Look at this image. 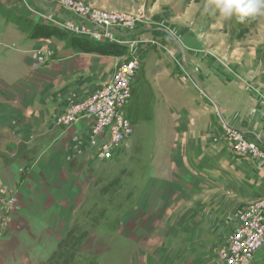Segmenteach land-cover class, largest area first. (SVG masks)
I'll use <instances>...</instances> for the list:
<instances>
[{
    "label": "crops",
    "instance_id": "1",
    "mask_svg": "<svg viewBox=\"0 0 264 264\" xmlns=\"http://www.w3.org/2000/svg\"><path fill=\"white\" fill-rule=\"evenodd\" d=\"M53 1L43 0V3ZM10 8L13 13L9 18L0 12L6 18L0 19V134L7 135V142L0 150L9 154L8 160L0 157V183L6 182L9 187H17L19 192L16 207L6 223V232L0 234V262L36 264L40 259L47 260L48 250L53 249L58 238L62 237L69 225L65 221V215L70 213L69 207L74 206L75 209L79 204L74 198L85 197L91 186L86 167L89 169L92 166L93 170L96 165L95 158H90L85 148L93 129V119L82 117L70 126L52 123L46 128L45 123L41 122L57 114L62 100H66L65 95L57 99L49 96L54 87L65 79L72 78L73 73L93 66L110 65L116 57L76 53L66 47V43L50 39L49 34H43L44 31L36 33L33 30L36 23L40 25L43 21L48 22V16L40 17L35 14V17H30L25 13V5L18 0H13ZM172 13L174 15L171 17L175 18L182 11L171 10ZM151 21L160 28L167 25L160 17L153 16ZM26 23L31 28L29 31H24ZM172 27L175 29V35H172L175 40L169 48L174 55L156 56V52L147 53L144 70L137 76V81L143 82L141 93L145 97V103H150L151 106L152 101L155 103L153 113L148 117L157 119L161 139L163 135H167L166 144L168 149L173 150L168 155L167 163L163 157L160 161L156 152H153L152 160L147 162L139 158L138 154L135 157L136 170L141 172L140 178L152 175V180L139 191L135 203L137 210L143 208L142 212L151 213L148 217L150 222H154L158 214H161L159 209L167 206L165 199L172 194L175 196V189H193L196 193H207L211 185H214L217 192L233 193L234 197H264V169H255L254 160L249 157L236 156L221 127L225 118L231 125L242 129L249 140L264 148V105L255 106L254 111L250 109L252 111L249 116L239 114L238 103L245 101L241 97L243 94L239 88L243 86L239 80L235 83L231 74L224 78L225 67L218 58L200 47V43L196 42L198 40L187 35L183 28L175 25ZM169 33L172 34L170 30ZM188 39L196 40L195 44H191ZM47 48L51 49V55L43 53V49ZM180 48L184 49V61ZM192 54L200 61L190 57ZM157 59L158 61H154ZM255 60H259L257 56L253 62ZM233 70L238 75L239 70L234 67ZM260 79L258 82L264 85V74ZM225 84L236 85L238 93L230 95L216 88ZM85 85L89 87L87 83L83 84ZM138 90V84L133 85L132 98L127 107V115L133 120V124L142 117H147L141 112L142 109H132ZM24 119L28 127L38 124L37 128L42 130L37 134L39 136L33 139V134L25 131L26 125L25 130L21 128ZM20 129L29 135L23 136ZM127 141L129 145L120 146L118 151L123 148L128 152L131 149L132 143L129 139ZM135 151H138L137 144ZM123 161L124 159L121 162ZM21 167L26 168L24 173H21ZM166 168L167 177L156 175ZM170 183L172 190L168 187ZM166 185L167 188L164 189L163 186ZM164 190L169 192L165 196ZM68 199H72L70 206ZM240 205L237 207L240 208ZM149 206L151 209H147ZM124 220L126 217L120 221L122 229ZM54 229L59 232L56 233ZM87 241L86 244L93 246V250H97L99 255L110 249V244L105 239L88 237ZM126 243L124 239L120 245ZM222 244L223 238L215 240L214 255L219 260H208L205 264H223L219 257L224 248ZM122 254L119 255L122 257ZM100 258L106 262L112 261V256L110 259ZM151 259L154 263L160 261L156 254L151 255ZM166 264L178 262L170 260ZM250 264H264V247L256 253Z\"/></svg>",
    "mask_w": 264,
    "mask_h": 264
},
{
    "label": "rangeland",
    "instance_id": "2",
    "mask_svg": "<svg viewBox=\"0 0 264 264\" xmlns=\"http://www.w3.org/2000/svg\"><path fill=\"white\" fill-rule=\"evenodd\" d=\"M18 1L25 5L27 10L25 13L32 18L36 14L40 17L57 15L60 20H67L69 17L79 20L80 17L68 8V3L71 2L75 7H84L88 10V15L82 17L84 20L105 14L115 17L119 22L122 21L121 25H114L108 29L114 35L113 41L72 34L62 30L58 25H55L59 27L55 33L48 31L50 39L66 43V47L79 54L89 52H81L75 47V43L72 48L69 45L70 36L114 43L125 46L126 50L122 55H110L116 57L110 65L81 69L73 73L72 78L69 77L54 87L53 93L49 97L57 99L65 95L66 100H62L64 103L62 102L60 105L57 114L41 124L45 123L46 128H49L52 123L61 126V119L72 107L107 88L117 76L121 65L130 60L138 61V68L132 76V81L133 85L138 84L140 89L133 99L132 109H142L141 112L147 116L134 123L135 131L129 137V141L132 143L131 149L128 152L123 148L118 151L120 146L129 145V142L125 141L113 149L110 158L106 157L108 153L106 156L102 155L104 153L100 146L92 145L95 134L91 129L85 148L88 156L95 158L96 165L93 166V170L92 166L89 169L86 167L91 179L89 191L83 198H74L75 202H79L75 209L74 206H70L72 199L67 200L70 213L65 215V221L69 225L63 231L62 237L58 238L57 245L48 250L47 260L40 259L36 264H166L170 260H174L178 264H205L208 260H219L214 255L215 240L223 238L222 245L225 247L228 238L238 226L241 212L258 201L259 197L257 199L245 198L240 195L234 197L233 193L231 195L229 192H217L215 186L211 185V189H208L207 193L206 191L196 193L197 191L193 189H175V196L171 193L172 195L165 199L167 206L158 210L161 214H158L154 222H150L148 218L151 213L142 212L143 208L137 210L135 203L140 194L139 191L149 180H152V175H143L140 178L141 172L136 170L134 162L136 154L147 162L152 160V154L156 152L161 158L159 160L162 161L163 157L167 163L169 153L173 152L171 148L168 149L166 144L167 135H163L161 139L156 123L157 119L148 117L153 113L155 103L152 101V106L150 103H145V97L141 93L143 82L137 81V76L144 70L143 64L146 61L147 53L156 52L158 53L156 56L174 55L169 48V45H172L175 40L172 36L175 29L172 26H179L185 30L187 35L194 36L198 40L188 39L191 44H195L194 41L200 43V47L207 49L209 54L214 55L224 64V78L231 74L235 78V83L236 80H239L243 86L239 88L243 94L240 96L245 101L237 102L238 113L249 116L255 106L264 105V85L258 82L264 74V14L249 17L241 23L235 17L226 19L221 16L218 10H214L211 0H54L49 4L43 3V0ZM11 4H13V0H0V12L8 18L13 13L10 8ZM170 8L174 12L182 11V14L175 18L171 17L174 14H171ZM1 13L0 19H6ZM25 13L22 15L28 17ZM153 16L162 18L167 22V25L160 28L154 21H151ZM42 20L44 19L42 18ZM28 21L33 23L32 20L28 19ZM45 23L49 26L54 25L51 21H43V24L40 25L36 23L33 30L36 33L43 32ZM25 25L23 26L24 31H29L31 28L27 23ZM91 27L94 29L93 25ZM61 32L65 35L61 36ZM43 34L46 33L43 32ZM179 52L183 55L182 60L184 61V49L180 48ZM38 53L42 54V52ZM43 53L52 54L51 49L48 48L43 49ZM191 56L197 61L199 60L195 54ZM256 56L259 60L253 62ZM149 58L150 55L148 60ZM154 61H158V59ZM233 67L239 70L238 75ZM84 83H87L89 87L83 86ZM216 88L218 90L220 88L224 93L230 95L238 93L237 86L232 84ZM257 91L259 92L257 93ZM255 93H257L256 96ZM226 94L224 96H227ZM250 109L252 110L249 111ZM1 113L2 109L0 108ZM130 117L133 119L131 114ZM223 121L227 120L224 118ZM23 123L21 122V128L23 127L25 130V119ZM37 126L28 127L26 125L25 131L32 133L33 139L39 136L37 134L42 131ZM221 127L224 137L233 148L230 134L224 128L223 122ZM21 134L26 137L29 135L23 133L22 130ZM249 141L254 142L253 140ZM6 142L7 135L0 134V147ZM162 142L165 144L162 145ZM135 144L138 146L137 153ZM233 152L236 156L253 159L255 169H261L258 161L252 156ZM0 157L8 160L9 154L2 152ZM20 171L24 173L26 168L21 167ZM156 175L161 178L167 177V168L157 172ZM156 179L159 178L156 177ZM171 186L170 183L168 186L170 190H172ZM163 188H167V185ZM18 192L17 187H9L6 182L0 183V220L6 217V223L9 221L11 212L17 204ZM168 193L164 190L163 195ZM9 199L11 200L9 201ZM239 204H241L240 208L237 207ZM3 207L8 210V213ZM147 209H151V206ZM123 217H126V220L122 222V224L124 223L122 229L120 221L123 220ZM4 226L3 230H0V234H5V223ZM54 231L59 232L55 229ZM88 237L105 239L110 244V249L99 255L97 250H93V246H89V243L86 244ZM124 239L127 243L121 246V240ZM136 240L138 241L136 242ZM212 240L214 242H211ZM90 248L92 249L89 250ZM120 253H123L122 257L119 255ZM153 254L160 257L158 263L152 261L151 255ZM111 256L112 261L107 262L100 258L108 257L110 259ZM146 261L148 263H145ZM0 264L2 263L0 262Z\"/></svg>",
    "mask_w": 264,
    "mask_h": 264
},
{
    "label": "built area",
    "instance_id": "3",
    "mask_svg": "<svg viewBox=\"0 0 264 264\" xmlns=\"http://www.w3.org/2000/svg\"><path fill=\"white\" fill-rule=\"evenodd\" d=\"M68 8L71 12H75L80 19L75 20L69 17L67 20H60L56 15H53L48 16V21L72 34L110 41L114 40V35L108 29L114 25L122 24V21L119 22L115 17H109L105 14L84 20L82 17L88 15L87 9L75 7L71 2L68 3ZM91 25L94 26V29ZM137 68V60H130L121 65L117 76L107 88L72 107L60 123L64 126H70L82 117H90L93 119V132L95 134L92 145L100 146L104 153L103 156L108 153L106 157H112L113 149L127 141L135 130L134 124L127 115V107L133 94L132 76ZM262 115L264 116V106ZM223 124L230 134L233 151L252 156L264 169V148L257 142L249 141L246 133L240 128L227 121H223ZM100 139L103 141L100 142ZM3 208L8 213V210ZM4 223L6 225V217L0 220V229L5 227ZM263 247L264 197L241 212L238 226L232 232L227 245L219 253V257L223 264H250L256 253Z\"/></svg>",
    "mask_w": 264,
    "mask_h": 264
},
{
    "label": "clouds",
    "instance_id": "4",
    "mask_svg": "<svg viewBox=\"0 0 264 264\" xmlns=\"http://www.w3.org/2000/svg\"><path fill=\"white\" fill-rule=\"evenodd\" d=\"M211 4L224 18L235 17L241 23L249 17L264 14V0H211Z\"/></svg>",
    "mask_w": 264,
    "mask_h": 264
},
{
    "label": "trees",
    "instance_id": "5",
    "mask_svg": "<svg viewBox=\"0 0 264 264\" xmlns=\"http://www.w3.org/2000/svg\"><path fill=\"white\" fill-rule=\"evenodd\" d=\"M46 25H43V27H44V32L47 34H49L48 31H50L51 33H55V30L59 29V27L55 25H50V26L47 25L48 27ZM64 35L65 34L61 32V36ZM74 43H75V47H77L81 52L98 53L104 55H118V54L122 55L125 54V50H126L125 46H120L114 43L94 41L83 37L70 36L69 45L72 48L74 47Z\"/></svg>",
    "mask_w": 264,
    "mask_h": 264
}]
</instances>
